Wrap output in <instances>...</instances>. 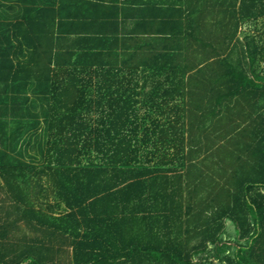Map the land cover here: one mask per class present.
<instances>
[{
    "label": "trees",
    "instance_id": "16d2710c",
    "mask_svg": "<svg viewBox=\"0 0 264 264\" xmlns=\"http://www.w3.org/2000/svg\"><path fill=\"white\" fill-rule=\"evenodd\" d=\"M263 19L0 0V264H264Z\"/></svg>",
    "mask_w": 264,
    "mask_h": 264
},
{
    "label": "rangeland",
    "instance_id": "374dc122",
    "mask_svg": "<svg viewBox=\"0 0 264 264\" xmlns=\"http://www.w3.org/2000/svg\"><path fill=\"white\" fill-rule=\"evenodd\" d=\"M258 26L264 32V19L261 20V21H259ZM250 27H246L244 29V31H246V32L252 31V34L255 33L254 28H250ZM233 235H234V226L230 222H228L227 223V236L226 237H228L229 239H232L233 238L232 237Z\"/></svg>",
    "mask_w": 264,
    "mask_h": 264
}]
</instances>
